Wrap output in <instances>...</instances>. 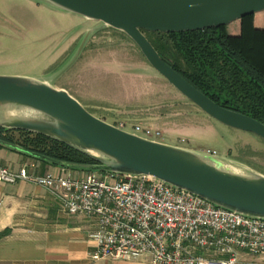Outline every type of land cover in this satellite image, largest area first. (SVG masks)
I'll list each match as a JSON object with an SVG mask.
<instances>
[{"label": "water", "instance_id": "95a60500", "mask_svg": "<svg viewBox=\"0 0 264 264\" xmlns=\"http://www.w3.org/2000/svg\"><path fill=\"white\" fill-rule=\"evenodd\" d=\"M124 33L172 87L221 124L264 141V123L223 107L168 65L142 32L174 33L228 25L264 11V0H39ZM88 31L73 59L81 52ZM0 129L24 130L68 145L95 163L53 159L0 139L20 154L70 170L147 175L208 202L264 220V174L216 154L170 145L95 116L63 88L21 75H0ZM226 164L236 165L234 170Z\"/></svg>", "mask_w": 264, "mask_h": 264}, {"label": "rangeland", "instance_id": "374dc122", "mask_svg": "<svg viewBox=\"0 0 264 264\" xmlns=\"http://www.w3.org/2000/svg\"><path fill=\"white\" fill-rule=\"evenodd\" d=\"M100 25L39 0H0V75L39 79L121 129L149 130L152 140L214 153L264 174L262 139L206 115L124 33ZM88 31L79 55L58 75Z\"/></svg>", "mask_w": 264, "mask_h": 264}, {"label": "built area", "instance_id": "2783aa9c", "mask_svg": "<svg viewBox=\"0 0 264 264\" xmlns=\"http://www.w3.org/2000/svg\"><path fill=\"white\" fill-rule=\"evenodd\" d=\"M138 132L132 133L152 139L149 130ZM19 180L45 188L66 214L92 223V260L237 264L242 251L264 255L263 219L216 206L147 175H30L25 168L0 167L1 182Z\"/></svg>", "mask_w": 264, "mask_h": 264}, {"label": "trees", "instance_id": "16d2710c", "mask_svg": "<svg viewBox=\"0 0 264 264\" xmlns=\"http://www.w3.org/2000/svg\"><path fill=\"white\" fill-rule=\"evenodd\" d=\"M142 32L161 58L199 91L223 107L264 123V11L202 30ZM0 139L60 161L95 163L40 134L0 129ZM7 232H0V237Z\"/></svg>", "mask_w": 264, "mask_h": 264}, {"label": "crops", "instance_id": "0c3cea01", "mask_svg": "<svg viewBox=\"0 0 264 264\" xmlns=\"http://www.w3.org/2000/svg\"><path fill=\"white\" fill-rule=\"evenodd\" d=\"M25 168L30 175H53L82 171L45 164L0 145V167ZM0 264H147L135 261L98 259L89 255L95 243L89 237L92 223L79 215H68L54 195L28 180L14 184L0 181ZM237 264H264V255L242 251Z\"/></svg>", "mask_w": 264, "mask_h": 264}, {"label": "bare ground", "instance_id": "6f19581e", "mask_svg": "<svg viewBox=\"0 0 264 264\" xmlns=\"http://www.w3.org/2000/svg\"><path fill=\"white\" fill-rule=\"evenodd\" d=\"M226 166H228L234 170H237V171L240 170L236 165H233V164H226Z\"/></svg>", "mask_w": 264, "mask_h": 264}]
</instances>
